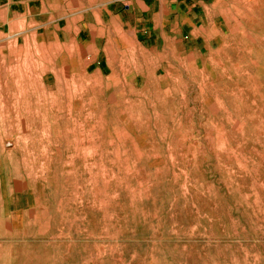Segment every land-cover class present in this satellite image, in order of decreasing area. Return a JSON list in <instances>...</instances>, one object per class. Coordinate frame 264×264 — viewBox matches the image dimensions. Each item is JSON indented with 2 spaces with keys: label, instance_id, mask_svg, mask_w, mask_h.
<instances>
[{
  "label": "rangeland",
  "instance_id": "1",
  "mask_svg": "<svg viewBox=\"0 0 264 264\" xmlns=\"http://www.w3.org/2000/svg\"><path fill=\"white\" fill-rule=\"evenodd\" d=\"M44 1L68 15L97 3ZM251 1L210 53H132L144 69L124 85L62 70L37 39L0 48V264H264Z\"/></svg>",
  "mask_w": 264,
  "mask_h": 264
},
{
  "label": "crops",
  "instance_id": "2",
  "mask_svg": "<svg viewBox=\"0 0 264 264\" xmlns=\"http://www.w3.org/2000/svg\"><path fill=\"white\" fill-rule=\"evenodd\" d=\"M239 1L96 0L68 15L44 0H0V48L37 39L56 55L62 70L79 69L96 79L106 75L112 85H124L128 72L144 69L138 56L132 61V53L161 55V62L182 52L194 57L210 53ZM155 59L153 65L159 63ZM50 75L44 73L43 79Z\"/></svg>",
  "mask_w": 264,
  "mask_h": 264
}]
</instances>
